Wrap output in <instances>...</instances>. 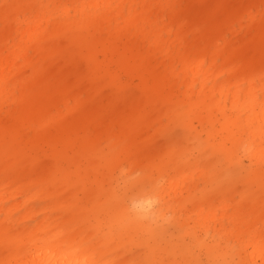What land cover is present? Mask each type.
Wrapping results in <instances>:
<instances>
[{
	"label": "rangeland",
	"instance_id": "obj_1",
	"mask_svg": "<svg viewBox=\"0 0 264 264\" xmlns=\"http://www.w3.org/2000/svg\"><path fill=\"white\" fill-rule=\"evenodd\" d=\"M86 1L0 0V264H264V0Z\"/></svg>",
	"mask_w": 264,
	"mask_h": 264
},
{
	"label": "bare ground",
	"instance_id": "obj_2",
	"mask_svg": "<svg viewBox=\"0 0 264 264\" xmlns=\"http://www.w3.org/2000/svg\"><path fill=\"white\" fill-rule=\"evenodd\" d=\"M110 2L111 0H88L85 3H81L80 10H83L84 5L86 4L90 10L100 14V20L103 24H105L109 22L112 17L109 11ZM50 20L51 16L42 14L36 19L27 22L26 26L22 30V36L17 44V48L9 50L7 55L0 50V95L4 94L6 90L10 88V84L13 81L14 76H17V78L22 81L23 75L20 68H16L17 59L22 51L31 45L37 47L39 46L36 41L47 30V27H44L43 25H49ZM255 27L264 31V23L261 25L257 24ZM183 28L180 30H183ZM197 47H200L199 52H202L199 53L201 57L200 61L202 62V57L205 55L204 48L201 45ZM194 71H196V69ZM35 108L41 114L43 107L36 106ZM51 236L52 235L49 233V230H45L28 239L30 241L29 255L22 261L21 264H28L29 262L32 264H58L60 261H65L67 257H69L70 260H73V256L77 251L67 253L63 251L62 245H50L49 240L51 239ZM55 236L59 238V234H55ZM42 241H45L46 245H40ZM53 251H55V253L52 254ZM77 259L84 262L88 259L91 260L86 253H82L81 257Z\"/></svg>",
	"mask_w": 264,
	"mask_h": 264
}]
</instances>
